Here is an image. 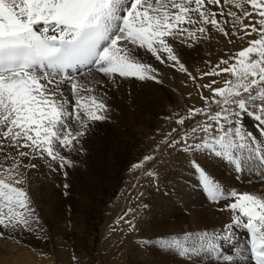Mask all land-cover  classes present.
Masks as SVG:
<instances>
[{
    "label": "snow or ice",
    "instance_id": "obj_1",
    "mask_svg": "<svg viewBox=\"0 0 264 264\" xmlns=\"http://www.w3.org/2000/svg\"><path fill=\"white\" fill-rule=\"evenodd\" d=\"M214 39L240 48L208 52L198 79L185 49ZM160 66L191 80L202 106L187 107L158 148L178 155L228 220L158 244L208 264H264V191L228 189L203 159L236 173L258 166L264 176V0H0V239L43 232L27 176L46 167L67 177L85 138L110 118L111 89L122 80L163 84Z\"/></svg>",
    "mask_w": 264,
    "mask_h": 264
},
{
    "label": "rangeland",
    "instance_id": "obj_2",
    "mask_svg": "<svg viewBox=\"0 0 264 264\" xmlns=\"http://www.w3.org/2000/svg\"><path fill=\"white\" fill-rule=\"evenodd\" d=\"M237 44L236 48L231 44L223 47L213 40L212 58L224 55L228 49L233 53L238 51L240 44ZM140 82L145 86L141 92L145 109L140 111L137 120L143 121L141 126L148 124L150 136L138 137L131 131L126 134L127 125L120 127V123L108 119L99 122L85 138L83 172L77 174L73 167L66 169L67 181L70 180L67 189L37 182L38 177L50 173L46 167L32 170L24 187L30 206L40 217L43 232H17L11 238L0 239V264H13L14 258L20 261L18 264H77V260L79 264H208L204 254L180 256L158 244L160 240L182 239L187 232L211 230L213 225H221L222 216L228 214L220 212L218 205L212 203L209 204L215 205L212 208L202 205L200 215L194 213L195 208L187 206V187L179 189L182 201L178 205L169 204L172 200L169 195L181 183L167 182L169 176L164 177V172L169 165L177 170L178 155L167 149L159 150L160 141L167 135L162 129L167 126L160 124L153 114L160 111L162 101L174 105L175 97L165 82ZM130 99V112H133L132 95ZM162 111L163 114L170 112L168 108ZM173 127L178 126L174 123ZM159 130L157 135L153 134ZM146 155H153L154 161L145 162L142 168L132 167ZM153 169L159 173L158 178L144 175L146 170ZM195 184L200 190L198 183ZM121 217L130 221L135 230L130 231Z\"/></svg>",
    "mask_w": 264,
    "mask_h": 264
},
{
    "label": "bare ground",
    "instance_id": "obj_3",
    "mask_svg": "<svg viewBox=\"0 0 264 264\" xmlns=\"http://www.w3.org/2000/svg\"><path fill=\"white\" fill-rule=\"evenodd\" d=\"M214 40H216V39H214ZM220 44L223 47H227L226 42H220ZM237 45L238 44L236 43L235 48L237 47ZM208 52H211L210 46L205 44V45H201L199 47L198 51H193V50L187 51L188 54L184 56L186 66L189 68V70L193 74L197 75L198 79H199V76L197 73V69L204 70V68H205L204 61L209 58ZM160 67L162 69L161 79L169 86L170 91L174 94V97H175V104L174 105L170 104V102H168V101H162L160 103V107H161L160 111L153 114V117L155 119H158V122L160 124H164V123L166 124L167 127L162 129L164 131V135H165V133H168L169 130L174 126L175 120L178 119L180 115H184V110L187 107H191V106L201 107L202 102L199 100V97L197 96V93L194 90L193 83L191 82V80H188L184 74L179 73L175 70L167 69L165 67L162 68V66H160ZM184 81H187L186 85H185ZM143 86H144V84H142L138 80L134 81V82L122 80V81H120V88L119 89H116L115 87H113L111 89V92H110L111 99H109L108 103L111 107V111L109 113V117H110L109 119L113 120L114 123H120V127H122L124 124L127 125V127H126L127 131L125 132L126 134H129L131 131V132H136L138 137L146 138V137L150 136L151 129L149 128L147 123H144V125L141 126L143 121L137 120L140 117V111L145 109V105L142 101V95H141V92L145 88V86L144 87ZM221 86H223L222 82H221ZM189 92H192L191 97H189ZM130 95L133 96V100H134V103L132 106L133 112H130V102H131ZM163 108L164 109L168 108L170 110L169 114H166V113L163 114L162 113ZM165 117H172V119H171V121H169L168 119H165ZM249 128L251 129V124H249ZM160 130L153 132V134L157 135L159 132H161ZM251 130L254 131V129H251ZM160 134H159V136H160ZM72 159L74 160V167L73 168L75 170V173L80 174L81 172H83V170H84V168H83L84 167L83 166V154L82 155H73ZM179 159L180 158L178 157V165H177L178 167H177L176 171L174 169L172 170L170 165H169L168 168L166 169V171L164 172V177H166V175L169 176V178L167 179L168 180L167 182L178 180V182L180 181V183H181V185L179 187L177 186L178 188L176 190H173L171 192V194L169 195V200L172 198V200L169 202V204L171 203L174 205H178V203L180 201H182V198L179 197L180 190L183 187H185V188L187 187L186 190H188V195H189L187 206H189V205L193 206L195 208L194 213L196 212V214L200 215V213L203 212V209L201 208L202 205L204 207L207 206L209 208H212L210 206H215V205H209V204H211V202L205 198V194H202L201 191L198 190L197 184H195L196 181H195V178H194L192 171H190L187 168V165H182L181 161ZM203 159L205 162V166L228 189L234 190L238 193H244V192L259 193L261 191H264V176L261 175V170L259 169V167H256V168L255 167H249V168L245 169L243 172L236 173L223 160L219 159L217 161L214 158H209V157H204ZM249 170H251V171H249ZM57 174L58 173L44 174L42 177L37 178L38 179L37 182L43 186H48V185H50V183L63 186L64 184H68L70 182V180H69V182L67 181V178L63 175V173H62V175L61 174L57 175ZM63 176L66 178L65 181L63 180V178H64ZM69 179H71V178H69ZM79 181H80V179H79ZM79 181H77V182H79ZM73 182H75V181H73ZM188 185L190 186V189H189ZM178 192H179V194H178ZM183 192L185 193V191H183ZM184 193H183V195H184ZM186 195H187V193H186ZM186 195H185V197H186ZM180 196H181V194H180ZM186 200H187V198H186ZM173 201H176V203H174ZM198 205H199V208H196ZM220 207H223V205L222 204L218 205V208H220ZM184 208H186V207H184ZM189 213H190V211H189ZM194 213H192V214L195 215ZM219 217H221V216H219ZM196 218L197 217H195V219ZM227 218H228V215H227V217L222 216L221 222L222 223L225 222L227 220ZM199 219H201V218L199 217ZM212 222L214 223V221H212ZM218 222L220 223V221H218ZM218 222L216 221V224ZM155 229H156V227H155ZM206 229H207V227H206ZM178 230H176V231H178ZM238 238L240 241H246L247 240V236L243 235V234L239 235ZM162 259H163V257H162ZM13 262H14L13 264H18V262H20V261H16L14 258Z\"/></svg>",
    "mask_w": 264,
    "mask_h": 264
}]
</instances>
